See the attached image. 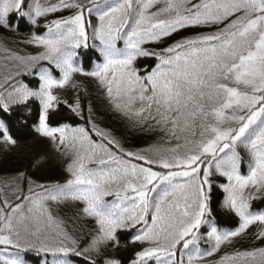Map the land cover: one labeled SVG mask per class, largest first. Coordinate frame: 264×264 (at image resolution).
<instances>
[{
	"label": "snow or ice",
	"instance_id": "obj_1",
	"mask_svg": "<svg viewBox=\"0 0 264 264\" xmlns=\"http://www.w3.org/2000/svg\"><path fill=\"white\" fill-rule=\"evenodd\" d=\"M64 10L70 14L52 19L44 35L26 41L43 49L38 55L5 57L18 63L0 82V106L8 111L39 98L38 131L69 158V178L51 188H34L29 181L28 194L18 188L14 200L0 201V264H24L19 253L37 245L54 257L99 254L118 229L137 225L135 241L147 246L132 264H185V256L186 264H201L254 224L260 226L256 239L264 240V214L250 207L255 194L264 192V0H34L28 10L24 0H0V24L7 26L14 11L36 24ZM200 28L209 31L177 39L159 52L142 47ZM89 29L103 63L83 73L74 60L76 50L88 46ZM141 56L158 61L146 75L134 67ZM41 61L57 69L60 79L51 68H41L38 91L13 83ZM77 72L94 77L112 109L133 126L162 132L163 143L129 151L91 119L92 133L84 127L49 128L48 111L59 103L53 90L64 88ZM70 107L80 115L78 100ZM3 139L14 143L6 129ZM241 147L249 157L247 175L241 174ZM214 175L226 178L223 206L240 223L226 233L210 227L206 236L213 243L203 253L199 233L208 223ZM64 200L82 204L80 212L95 222V235L82 249L46 203ZM208 264H264V248L225 253Z\"/></svg>",
	"mask_w": 264,
	"mask_h": 264
},
{
	"label": "trees",
	"instance_id": "obj_2",
	"mask_svg": "<svg viewBox=\"0 0 264 264\" xmlns=\"http://www.w3.org/2000/svg\"><path fill=\"white\" fill-rule=\"evenodd\" d=\"M41 3L44 0H40ZM56 3L57 0H51ZM34 5V0H24V10H28ZM69 10L52 13L46 17H40L36 24L31 23L27 17L20 16L17 12H12L7 17V26L0 24V82L3 76L10 70L13 74L16 71L17 61L5 59L9 56H36L43 49L34 44L26 43L33 34L44 35L47 32L45 25L52 19H59L62 16L69 15ZM95 23V16L92 17ZM209 29H185L165 41L156 43H147L143 45L149 51L159 52L161 48L174 43L175 40L185 36H193L198 32H206ZM90 38L88 46L77 49L75 65L82 69L83 73L94 71L98 64L103 63V57L97 51L95 45L98 41L91 38V29H89ZM118 46L123 48V41L118 42ZM158 61L154 56H141L134 61V67L140 75H146L151 72ZM41 68H51L55 79H60L61 74L57 69L50 66L46 61L39 62L31 71L15 77L13 83H20L27 86L32 91H38L40 86L39 71ZM3 92V89H0ZM53 94L59 98V103L49 109L46 124L49 128H78L84 127L92 133V125L88 123L89 119L99 129L110 133L120 144L129 151L144 149L150 145L163 143V133L133 126V124L123 117L120 113L114 111L108 103L103 91L98 87L94 77L90 75L74 73L72 81L64 88L53 90ZM6 95V93H5ZM77 100L80 103V115L71 110L70 105H75ZM91 110V111H90ZM41 112V103L39 98L30 97L21 104H12L8 111L0 106V124H3L8 135L14 143H8L3 139L4 129H0V201L5 197L14 200L13 191L22 189L24 194H28L29 181L32 187L37 184H43L51 188L53 185L66 184L69 174L66 171L69 158L63 154V151L57 150V145L51 138L42 136L38 131L39 117ZM93 139H98L94 134ZM241 156V174H248L249 157L246 150L241 147L238 149ZM66 158L64 162L63 158ZM23 173L21 179L20 174ZM212 187L209 192L208 214L206 221L201 227L199 233L200 250L203 253L212 246L213 242L207 240L206 233L210 227H216L219 232L226 233L233 231L239 226V219L223 206L225 193L222 184L227 183L226 178L214 175L212 178ZM36 191H42L36 188ZM55 191V189H52ZM256 198L250 201L251 211L255 214H264V192L256 193ZM108 200L114 197H108ZM67 205L64 206V203ZM51 215L63 222V227L67 233L76 240L78 249L88 245L93 235H95V222L88 217H68L79 211L78 202L64 200L60 202H46ZM79 213V212H78ZM58 215V216H57ZM150 222V219H149ZM136 227H126L118 229L115 233V240L110 242L107 247H102L99 254L93 252L83 256L75 253L68 255L58 254L53 256L49 252L39 251L32 248L28 251L20 252L24 264H53L54 260H60L64 264H90L87 258L90 255L95 259L96 264H105L106 261H116L117 264H132L136 258V253L147 246L135 241L138 234ZM260 231L259 225H252L239 237L233 238L232 242L221 246L219 252L212 257H205L201 264H208L209 261H216L225 253H232L236 250L250 251L256 248H264V240L256 239V234ZM71 246V245H69ZM185 264L187 256L184 257Z\"/></svg>",
	"mask_w": 264,
	"mask_h": 264
},
{
	"label": "rangeland",
	"instance_id": "obj_3",
	"mask_svg": "<svg viewBox=\"0 0 264 264\" xmlns=\"http://www.w3.org/2000/svg\"><path fill=\"white\" fill-rule=\"evenodd\" d=\"M63 160H64V162H66V158H65V156H64ZM66 205H67V202L64 203V206H66ZM82 207H83V205L80 204V203L78 202L76 208L79 209V211H78L79 213L76 212L75 214H72V215H70V216H68V217H84L83 214L80 212V209H81ZM57 216H58V215H57Z\"/></svg>",
	"mask_w": 264,
	"mask_h": 264
}]
</instances>
